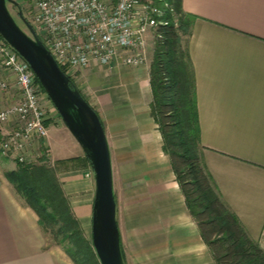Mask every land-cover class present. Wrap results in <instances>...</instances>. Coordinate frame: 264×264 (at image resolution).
Here are the masks:
<instances>
[{"label":"crops","instance_id":"0c3cea01","mask_svg":"<svg viewBox=\"0 0 264 264\" xmlns=\"http://www.w3.org/2000/svg\"><path fill=\"white\" fill-rule=\"evenodd\" d=\"M183 7L193 16L185 44L196 81L204 165L222 199L264 249V0H183ZM149 71L147 64L120 69L94 62L80 71L77 84L109 140L125 263L218 264L164 150L151 111ZM5 73L16 83L15 75ZM15 83L0 93V109L20 99ZM51 113L55 120L47 127L63 125ZM17 125L11 117L2 134ZM114 155L122 172L119 190ZM70 166L75 176L63 188L86 231L92 228L94 185L81 174L79 161ZM15 168L0 158V264H76L63 246L49 241L37 212L7 179Z\"/></svg>","mask_w":264,"mask_h":264},{"label":"trees","instance_id":"16d2710c","mask_svg":"<svg viewBox=\"0 0 264 264\" xmlns=\"http://www.w3.org/2000/svg\"><path fill=\"white\" fill-rule=\"evenodd\" d=\"M164 2L169 6L155 31V52L149 71L151 111L159 125L164 150L170 157L188 209L218 264H264V249L222 199L202 159L196 81L184 44V37L187 42L191 32L193 16L185 12L183 0H157L162 7ZM71 86L78 88L72 79ZM3 140L0 129V145ZM42 152L35 163L16 161V168L6 172L7 179L37 212L45 231H55L59 237L57 243L76 264H101L92 238L86 235L56 175L57 166L71 160L75 163L87 160L91 168L89 158L85 154L84 158L62 159L51 167L44 148ZM1 157L8 158L0 152Z\"/></svg>","mask_w":264,"mask_h":264},{"label":"built area","instance_id":"2783aa9c","mask_svg":"<svg viewBox=\"0 0 264 264\" xmlns=\"http://www.w3.org/2000/svg\"><path fill=\"white\" fill-rule=\"evenodd\" d=\"M163 5L157 0H35L27 19L77 83L78 72L94 62L110 63L123 57L129 65L144 64L146 34L161 23L169 4ZM0 61L15 75L21 96L14 105L0 109L1 130L11 117L18 123L13 131L3 133L0 152L20 163H35L40 143L47 140L46 120L52 117V109L58 110L30 63L1 34ZM9 87L7 80L0 79V93ZM91 174L92 167L86 176Z\"/></svg>","mask_w":264,"mask_h":264},{"label":"water","instance_id":"95a60500","mask_svg":"<svg viewBox=\"0 0 264 264\" xmlns=\"http://www.w3.org/2000/svg\"><path fill=\"white\" fill-rule=\"evenodd\" d=\"M16 0H0V34L31 65L57 108L63 122L89 158L95 178L92 240L101 264H126L117 219V198L109 140L97 110L79 88L71 86V78L19 8V16L29 33L16 21L8 4Z\"/></svg>","mask_w":264,"mask_h":264},{"label":"rangeland","instance_id":"374dc122","mask_svg":"<svg viewBox=\"0 0 264 264\" xmlns=\"http://www.w3.org/2000/svg\"><path fill=\"white\" fill-rule=\"evenodd\" d=\"M16 1L19 3V6L14 5L12 3H9L8 4L9 9H10L11 13L13 14V16L15 17L18 24L25 31H27L29 33V30L27 29L26 25L24 24V22L22 21V19L19 16V8H21L23 10V13H24L26 18L30 17L33 14V9H34L33 5L35 3V0H16ZM185 41H186V37H184V44H185ZM154 46H155V31L149 30L146 34V48H145V61H144V64H147L149 66L151 65V62H152L153 57H154V52H155ZM99 64L102 66H105V67H109V68L113 67L114 65L119 66L120 69L129 68V64H127L124 61L123 57L119 58L115 61H112L110 63H101L100 62ZM0 65L2 66L1 62H0ZM1 66H0V79L7 80L11 86V84L15 83V81H12L10 79L11 77L5 73V69L3 70V68H1ZM130 66H133V65H130ZM78 74H80V71L78 72ZM77 80L80 82V77ZM77 83H76V85H77ZM15 85H16V87L18 86L17 81H16ZM16 102L17 101L12 102V104L7 106V107L14 105ZM55 115H56V118L60 119V121H61V123H63V125L53 124L51 126H48L47 127V133H48L47 140L42 141L38 147L39 155H42L43 148L46 150L47 157L49 160L48 165H50L51 167L57 166L56 161H58V160L70 159L71 157L85 154L81 145L78 143V141L75 139V137L72 135V133L69 131V129L67 128V126L63 122V119L61 118L58 111H55ZM53 120H55V118H52V117L48 118L46 125H48V123H50V122H53ZM113 157H114V162H115V175L117 178L118 190H119L120 188H122L121 187L122 172H121V169L119 166V161H118L117 156L114 155ZM8 159L11 161L12 165L17 166V162H16L17 160H15L14 158H8ZM74 163L75 162L73 160H71V161H67V163H64V166H61L62 164L57 166L58 168L56 170V175L61 180V182L63 184H64L63 181L66 182V178H67V181H69L71 179V177L75 176V174H74L75 173V167L70 166V165H73ZM80 164L84 166L83 168L80 169L82 171L81 174H83V176L86 179H90V181H91L90 185H94L92 187H94V193H95V178H94L93 174H91L90 176H86V172L90 168V164L87 162V160H85L84 162H82ZM80 184L81 183L76 182L75 187H77V185L80 186ZM84 194H86V192H82L78 196L84 197ZM94 196H95V194H94ZM119 200L122 203L123 196L121 193H119ZM120 205H122V204H120ZM120 212H121V210H120ZM59 224L60 223H57V226H59ZM47 233H48L49 241L53 244H58L57 242L59 241V237L55 236V231H52L51 229H49ZM85 233L89 239L92 238V228L91 227H88V229L85 231ZM66 243L68 244L69 242L66 241Z\"/></svg>","mask_w":264,"mask_h":264}]
</instances>
